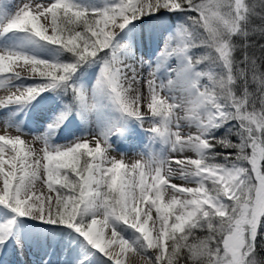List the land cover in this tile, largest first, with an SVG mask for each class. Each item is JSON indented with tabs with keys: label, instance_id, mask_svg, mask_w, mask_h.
I'll list each match as a JSON object with an SVG mask.
<instances>
[{
	"label": "snow or ice",
	"instance_id": "1",
	"mask_svg": "<svg viewBox=\"0 0 264 264\" xmlns=\"http://www.w3.org/2000/svg\"><path fill=\"white\" fill-rule=\"evenodd\" d=\"M0 89V251L264 264V0H0Z\"/></svg>",
	"mask_w": 264,
	"mask_h": 264
},
{
	"label": "rangeland",
	"instance_id": "2",
	"mask_svg": "<svg viewBox=\"0 0 264 264\" xmlns=\"http://www.w3.org/2000/svg\"><path fill=\"white\" fill-rule=\"evenodd\" d=\"M21 2V0H5L6 3H9L13 6L16 2ZM19 2V3H20ZM37 55L44 56L45 58L51 56L53 54L52 50L49 49L47 46H40V47H34L32 49ZM95 79V70L90 69L89 73L86 77V82L91 83ZM8 95V91L4 89H0V98L5 97ZM44 99L41 100L39 97L37 98V101H33L34 107H30L28 109V114L25 115L23 113L20 114V117L23 119V123L25 125V130L27 131H43L44 126L51 120L52 116L54 113L57 111V105L53 103V94L52 93H45ZM4 129L3 123H0V130ZM16 134L15 131H11L10 134ZM73 134H80L79 131V124L76 121H73L71 123H66L65 126L59 131L58 133V139L57 143H63L66 139H71ZM24 139L31 143L32 142V137L25 136ZM34 147H36L37 150H39L40 147H42L41 144H35ZM124 145H121L119 150L124 151L125 150ZM138 149H132L131 151L127 152V162L132 163L136 159H139L140 156L138 155ZM112 155H117L116 153H113ZM37 190L41 188L40 183L38 182L37 185ZM7 249V257L5 259L6 262L3 264H31L33 262V258L27 257V254H29L28 251H26V254H21L19 249H16L14 246L6 248ZM31 251V250H30ZM3 253V250L1 251V254ZM16 253V254H15ZM34 253V252H33ZM31 252V254H33ZM36 254V253H34ZM16 256V257H15ZM21 257L23 259H21ZM35 261L39 264V255L37 254ZM27 259V260H26ZM28 262V263H27Z\"/></svg>",
	"mask_w": 264,
	"mask_h": 264
},
{
	"label": "bare ground",
	"instance_id": "3",
	"mask_svg": "<svg viewBox=\"0 0 264 264\" xmlns=\"http://www.w3.org/2000/svg\"><path fill=\"white\" fill-rule=\"evenodd\" d=\"M20 2V1H19ZM19 2H16L14 5H16V4H19ZM12 134V133H11ZM176 183H182L181 181H175ZM40 190V189H39ZM35 223L36 222H32V224L33 225H35ZM151 223V222H150ZM26 251H28L29 252V254H27V257L29 256V258H33V262L31 263V264H38L36 261H35V259H36V255H37V253L36 254H34L33 252V250H26ZM31 252L33 253V254H31ZM7 249H4L3 250V253L1 254V251H0V264H3L4 262H6L5 261V259H6V257L8 256L7 254ZM16 254V253H15ZM24 254H26V253H24ZM16 257V256H15ZM21 259H23L22 257H21ZM27 260V259H26ZM28 263V262H27ZM23 264H25V262H23Z\"/></svg>",
	"mask_w": 264,
	"mask_h": 264
},
{
	"label": "trees",
	"instance_id": "4",
	"mask_svg": "<svg viewBox=\"0 0 264 264\" xmlns=\"http://www.w3.org/2000/svg\"><path fill=\"white\" fill-rule=\"evenodd\" d=\"M199 235H201V236H202V235H204V233H199ZM259 243H260V241H258V244H259ZM262 254H264V253H262Z\"/></svg>",
	"mask_w": 264,
	"mask_h": 264
}]
</instances>
